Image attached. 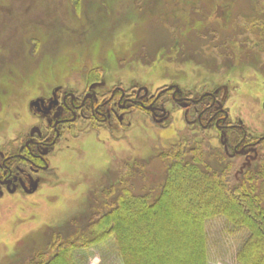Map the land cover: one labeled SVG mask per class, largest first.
I'll list each match as a JSON object with an SVG mask.
<instances>
[{
    "label": "rangeland",
    "instance_id": "rangeland-1",
    "mask_svg": "<svg viewBox=\"0 0 264 264\" xmlns=\"http://www.w3.org/2000/svg\"><path fill=\"white\" fill-rule=\"evenodd\" d=\"M263 21L264 0H0V100L15 103L17 92L9 100L1 95L24 89L32 96L34 81L86 76L92 67H105L115 75L124 73L126 79L155 81L154 86L172 78L198 81L206 74L213 75L220 59L225 61L223 47L230 45L224 42L234 35V45L243 38L252 39L248 43L243 39L240 49H247L250 60L261 70ZM243 22L257 24L247 30ZM243 57H238L236 64L247 63ZM249 75L238 89L243 94L238 97L239 109L248 112L249 105L257 107L254 101H264L263 76ZM162 125L163 130L146 134L135 129L128 138H121L125 140L121 141V175L132 169L137 172L133 184L137 192L157 187L153 183L161 180L165 169L159 154L167 148L166 141H173L175 128L181 126ZM82 147L83 167L96 173L98 162L92 165L86 161L92 153L105 156L106 150L94 141ZM140 168L143 175H139ZM86 178L79 177L78 182L63 188H46L40 199L26 203L0 201V264L42 262L40 255L52 252L49 247L55 234L76 232V221L86 225L81 220L93 215L89 207L99 204L91 200ZM115 201L112 196L107 203ZM65 212L72 213V225ZM206 229L209 264H237L248 232L223 218L210 220ZM74 256L77 264H123L112 240Z\"/></svg>",
    "mask_w": 264,
    "mask_h": 264
},
{
    "label": "flooded vegetation",
    "instance_id": "flooded-vegetation-1",
    "mask_svg": "<svg viewBox=\"0 0 264 264\" xmlns=\"http://www.w3.org/2000/svg\"><path fill=\"white\" fill-rule=\"evenodd\" d=\"M252 24L242 23L247 30ZM236 38L224 42L230 45L223 47L227 58L220 59L213 75L198 81L172 78L154 86L155 81L126 79L124 73L92 67L86 76L34 81L32 96L24 89L2 94L9 100L17 92V102L0 100V119H7L0 121V201L40 199L46 188H63L86 176L91 200L107 203L121 191V138L135 129L146 134L163 130L164 123L181 125L173 141H166L167 148L181 135L205 136L240 169L256 165L264 157V101H254L257 107L249 105L250 112L240 110L238 97L243 94L238 89L251 77L249 72L262 75L264 61L260 70L247 49H240L243 39L248 43L250 38L234 45ZM238 57L247 63L236 64ZM93 141L106 150L101 158L108 159L106 164L92 153L86 162H98L96 173L83 167L81 149ZM98 205L89 207L93 214L101 213ZM65 214L72 225V213Z\"/></svg>",
    "mask_w": 264,
    "mask_h": 264
},
{
    "label": "trees",
    "instance_id": "trees-1",
    "mask_svg": "<svg viewBox=\"0 0 264 264\" xmlns=\"http://www.w3.org/2000/svg\"><path fill=\"white\" fill-rule=\"evenodd\" d=\"M159 159L157 187L137 192V172L127 170L121 191L109 196L116 201L99 204L101 213L81 220L86 225L76 221V232L55 234L52 252L34 264H77L76 252L109 240L123 264H209L206 225L217 218L248 232L237 264H264V157L240 169L207 137L181 135Z\"/></svg>",
    "mask_w": 264,
    "mask_h": 264
}]
</instances>
